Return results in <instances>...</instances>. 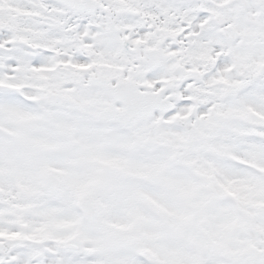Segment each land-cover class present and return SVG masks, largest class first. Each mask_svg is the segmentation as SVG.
<instances>
[{"label": "snow or ice", "instance_id": "1", "mask_svg": "<svg viewBox=\"0 0 264 264\" xmlns=\"http://www.w3.org/2000/svg\"><path fill=\"white\" fill-rule=\"evenodd\" d=\"M0 264H264V0H0Z\"/></svg>", "mask_w": 264, "mask_h": 264}]
</instances>
